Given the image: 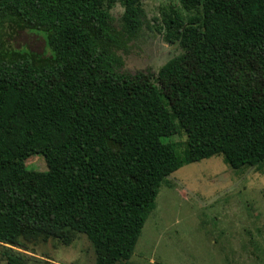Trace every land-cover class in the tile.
Here are the masks:
<instances>
[{
	"label": "trees",
	"instance_id": "obj_1",
	"mask_svg": "<svg viewBox=\"0 0 264 264\" xmlns=\"http://www.w3.org/2000/svg\"><path fill=\"white\" fill-rule=\"evenodd\" d=\"M179 2L164 37L182 52L155 74L118 52L149 23L143 0H0V242L85 234L94 264H126L182 162L264 167V0ZM25 29L45 31L51 54L7 46ZM37 154L48 169L27 167Z\"/></svg>",
	"mask_w": 264,
	"mask_h": 264
},
{
	"label": "rangeland",
	"instance_id": "obj_2",
	"mask_svg": "<svg viewBox=\"0 0 264 264\" xmlns=\"http://www.w3.org/2000/svg\"><path fill=\"white\" fill-rule=\"evenodd\" d=\"M149 23L141 36L119 50L125 69H150L155 74L182 49L165 39V21L171 7L183 14L179 0H143ZM124 11L112 9L115 24ZM6 33V32H5ZM7 46L50 55L48 35L37 29L17 30L6 36ZM181 158L186 134L170 129ZM29 169H48L44 157L26 160ZM155 208L145 222L131 259L126 264H264V167L235 169L223 155L182 162L160 186ZM29 249L0 242L26 253L25 264H94L95 250L85 234L69 242L25 239ZM0 264H8L0 247Z\"/></svg>",
	"mask_w": 264,
	"mask_h": 264
}]
</instances>
